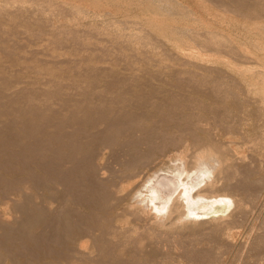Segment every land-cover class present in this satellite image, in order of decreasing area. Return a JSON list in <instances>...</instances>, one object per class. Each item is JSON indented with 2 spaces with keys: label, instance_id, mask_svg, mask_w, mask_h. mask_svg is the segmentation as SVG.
<instances>
[{
  "label": "rangeland",
  "instance_id": "1",
  "mask_svg": "<svg viewBox=\"0 0 264 264\" xmlns=\"http://www.w3.org/2000/svg\"><path fill=\"white\" fill-rule=\"evenodd\" d=\"M95 1L0 0V264L69 263L56 253L61 249L65 253L74 244H39L23 237L22 225L14 223L23 218V208L37 212L49 197L50 213L65 205L80 221L96 226L101 217L109 216L111 186L121 183L117 175L126 170L128 161L152 152L167 162L180 151L207 142L222 143L223 149L245 157L255 190H228L230 204L201 214L206 224L181 233L185 243L181 250L165 248L152 254L144 244L141 257L132 251L134 257L126 255L129 264L140 259H153V264H202L194 253L203 250L214 253V260L203 264H264V242L258 240L264 239V171L259 165L264 162V148L255 140L264 125L256 121L255 107L248 105L253 95L248 92L249 80L261 79L256 73L264 55V0H177L183 7L158 0L171 5L166 15L174 16L156 14L160 5L156 0ZM78 5L86 14H76L72 6ZM187 8L202 26L187 16ZM151 20L166 26L189 25L201 34L208 28L227 35L236 46L243 45L246 54L251 51L252 58L229 55L236 72L224 70V59L214 46L199 54L198 45L205 37L171 30L159 34L160 30L149 29ZM150 30L153 34L147 36ZM222 68L226 80L218 83L217 70ZM248 68L256 72H246ZM222 119L225 125L220 124ZM163 146L165 158L160 152ZM109 163L114 167L103 180L98 167ZM123 186L121 194L129 192L130 185ZM218 189L226 194L224 188ZM52 227L50 235L55 237ZM40 231L35 226L29 235ZM84 244L80 240L79 246ZM49 246L52 255L42 249Z\"/></svg>",
  "mask_w": 264,
  "mask_h": 264
},
{
  "label": "bare ground",
  "instance_id": "2",
  "mask_svg": "<svg viewBox=\"0 0 264 264\" xmlns=\"http://www.w3.org/2000/svg\"><path fill=\"white\" fill-rule=\"evenodd\" d=\"M39 1H41V0H39ZM156 1H158V0H156ZM164 1L167 2V0H164ZM168 1H172V2L174 1L177 6L183 7L181 5V2H179L177 0H168ZM108 2H111V1H108ZM158 2L160 3V1H158ZM168 3H166V4H168ZM100 5H101V2H100ZM62 6L64 7V5H62ZM170 6L160 3V5H158V8H156L157 9L156 14L163 15V16H174V15H166L167 13L169 14V12H171V10H172V9H170L171 8ZM72 7H73L72 9L75 12H77L76 13L77 15H78V13L86 14L85 8L84 7L82 8L81 5H78L77 7H74V6H72ZM187 9H188L187 10L188 12L185 10V12L188 14L187 16H190L194 13V11L192 9H190V8H187ZM192 20H194L195 25H199V26L203 25L202 22L200 21V23H201L200 24L197 21V18H195L193 15H192ZM140 23L143 24L142 22H138V21L136 22V24H138V25H140ZM163 23H164L163 21L156 23L155 21L151 20L148 22L149 27L152 26L149 29L154 28V29L160 30L159 34H161V33L166 34L167 31L169 32V30H171L170 32H172V33L173 32L174 33L183 32L184 34H186L188 36L191 35V36H195L197 38L205 37L204 40H202V39L200 40L201 45H198L200 47L199 54L201 53V51H203L202 49L210 48V46H214V51L215 52L217 51L216 53L222 56L221 59H224L223 65H222L224 70H230L232 72H236V68H237L236 65L233 62H230V60H228V58L231 57L232 54H234V57H242V58H248V59L252 58L251 57V54H252L251 51L249 53L250 55L246 54L244 52L246 49L242 50L243 45L239 44L241 47H239V45L236 46L235 45L236 42L233 39L226 37L227 35L224 36V35L218 34L217 32L212 31L208 28H205L204 34H201L197 31V29L192 28L189 25L185 28H182V27H175L173 25H167L166 26ZM141 28H142V26H141ZM143 31L144 30H142V32ZM151 34H153V33L150 30V33H148L147 36H149V35L151 36ZM159 34L157 36H159ZM141 37H143V36H141ZM256 40L257 39L255 38V41ZM252 41H253V39H252ZM189 42H191V41H189ZM197 42H195V44ZM243 43H244V41L242 42V44ZM255 43H257V42H255ZM145 44H146V41H145ZM227 44H230V45L227 46ZM163 46H165V45H163ZM148 47H150V45H148ZM155 47H152V48H155ZM211 52H212V50H211ZM208 53H210V52H208ZM203 54L201 53V55H203ZM229 55H231V56H229ZM261 57H262V55H261ZM176 58H177V56H176ZM209 59H211V58H209ZM262 59H263V62L261 63V66L258 65L259 67H261V69L259 71L257 70L258 72L256 73V75L260 76L261 79H258L256 81H250L248 79L250 82V84H249L250 87H248V92L253 94L249 99L248 105L255 107L254 115L256 116V119H257L256 121H258V122H260V124L262 123V125H264V55H263ZM209 62H207V63H209ZM255 63L256 62H254V64ZM223 68L220 70H217V74L220 76L218 83H224V81L226 80V79L222 78V75L224 76V74H225L224 72H222ZM250 69L254 73L256 72V71H254V69L253 70H252V68H250ZM211 70H213V69H211ZM248 70H249V68L246 70V72ZM215 72H216V70H215ZM241 76L246 77V75H243V74ZM226 78H227V81L230 79L228 77H226ZM245 79H243V80H245ZM202 80H204V79H202ZM205 81H206V79H205ZM202 82H203V84L206 83V82L204 83V81H202ZM208 82H209V80H208ZM212 82H214L213 79H212ZM216 83H217V81L215 82V85H216ZM222 88H225V87H222ZM218 89H219V87H218ZM225 90H227V89H225ZM218 91H220V90H218ZM231 91H233V90H231ZM231 91L229 93H231ZM222 93L224 96L226 95V94H224V92H222ZM225 97H227V96H225ZM227 98H230V97H227ZM220 124L225 125V121L222 119V121H220ZM256 124H257V122H256ZM156 135H154V136L156 137ZM255 140L258 142L260 141L261 147L264 148V130H262V133L257 134V138H255ZM171 141H172V139H171ZM178 141H177V145H178ZM258 142H256V143H258ZM210 143H212V142L204 143V145L201 144L202 146L201 147L199 146V148H195V147L188 148L185 150V152L180 151L179 153H177L174 156V158H171L167 162L164 161L163 159L158 160V158H156L157 157L156 154H154L152 152L144 154L143 156L135 157L131 161H128L126 164V170L124 172H121L120 175H117V177L121 179V183L118 184L117 182L115 183V181H114L112 186H111L112 187L111 199L109 201V206L107 205L108 207L111 208V211H109V216L104 217V218L101 217V221L96 226H94V225L92 226L89 222H87L85 220L80 221L77 218L76 211L74 209L65 207V205H63L60 209H57L53 213H50L49 207L47 206V201L49 200V197H48V200L46 198H44V200L42 199L43 201L40 205V209L37 212L30 211L29 209L27 210V209L23 208L24 209L23 210V218L22 219L16 218L14 223H16L20 226L22 225L23 237L29 238L32 241L38 240L39 244L40 243L49 244V242L54 243V241L57 242L59 244V246L63 244V241H67V243L69 244V247H70V244L71 245L74 244L75 246H71V249L69 251H67V252L65 251V253H64L63 250L61 249L60 251H58V253H56L60 259L69 261L68 264H86V263L87 264H129V260L132 257H134V255L132 257L130 256L131 251L136 253L135 255L139 254V256H140L139 251H141L144 248L143 247L141 249V245H144V244H145L144 246H146L147 251H149L150 253H152L154 250H158V249H161L164 251L165 248H167L166 250H170L171 252L172 251L177 252V251L181 250L180 246L181 247L185 246L184 241H182L180 239L182 232L184 233L186 231V229L193 228V226H196V225L200 226L202 224H206L205 222H207V221L202 218V217H205V216H203L204 214L207 215L213 208H215V209H217L218 207L223 208L225 206V204H230L231 199L227 195V194H229L228 190H230L231 188H234L241 193H247L250 191H254L256 188V185H254L252 183L253 180L249 176L250 172L248 175V169H247V166L245 165V163L248 160L246 161L245 157H239V156H237L236 152H234V151L228 152L227 149H223L222 143H220L218 145L215 144L216 146H214ZM194 146H196V145H194ZM165 151H166V148L164 146L160 148V152L164 156V158H165V156H167L166 155L167 152L165 153ZM121 162H123V161H121ZM104 164H106V163H104ZM259 165L262 168V170L264 171V162L260 163ZM113 167H114L113 163H109L107 165H103V166L98 167L99 168L97 170L98 176L103 179L104 177H106V172L110 171ZM233 171H235L237 173L236 176L233 175V173H234ZM239 175H240V179H237V177ZM233 178L236 179L235 183H233V181H232ZM123 184L130 185V190L127 193L121 194L122 190H124ZM39 185L44 186L45 185L44 181H43V183H39ZM216 187L220 188V189L224 188L226 190V194L222 193V191L219 189L216 190ZM103 214L105 215V213H103ZM201 214H203V215H201ZM227 216L229 219H231L233 215L232 216L227 215ZM96 218H97V216H96ZM218 218H220V217H218ZM50 220H52V222ZM216 222H218V221H216ZM35 226L41 227L40 233L37 236L29 235V232H31V230ZM52 226H55V228H54L55 237L54 236L51 237V235H50V233H51L50 230H52V228H53ZM216 228H217V225H216ZM216 228L213 227L212 229L214 230ZM220 229H221V227H220ZM208 230H210V229H208ZM184 235H185V233H184ZM197 236H199V235H197ZM260 236H262V235H260ZM213 239L215 240V236ZM226 239H227V237H226ZM80 240H83V242L85 244L82 246H79ZM144 240H147V242ZM258 240H259V242H264L263 238H260ZM143 241H144V243H143ZM214 243L217 244V242H213L212 244H214ZM182 244L184 246H182ZM192 246H194V245H192ZM196 246H198V245H196ZM244 246L246 248V245L243 244V247ZM50 247L51 246H49L48 248L42 247V249L44 250L46 255H50V254L52 255L53 254V251L51 250L52 248H50ZM238 247H239V245H238ZM255 247H257V246L255 245ZM186 248H187V246H186ZM216 249H217V246H216ZM221 249H223L222 246H221ZM247 249H248V247H247ZM170 251L167 254L171 253ZM183 251L184 250H182V253H185V251L184 252ZM187 251H190V250H187ZM187 251H186V255H187ZM197 251H199V250H197ZM200 251H202V250H200ZM204 251H207V252H204ZM229 251H228V253L233 252V251H230V252ZM239 251H241V250H239ZM212 252H213V250H212ZM244 252H246V251H244ZM246 253H248V252H246ZM8 254H10V253H8ZM191 254H193V253H191ZM194 254L196 257L198 256L197 259L202 261V264L203 263H209L210 261L214 260V258H213L214 253H211L208 250H203V252H201V253L199 252V254H197V253H194ZM239 254H240V252H239ZM126 255L130 256L129 260L127 259ZM131 255H132V253H131ZM242 255H243V253H242ZM129 256H128V258H129ZM255 256H257V255H255ZM174 257H175V255H174ZM249 257H247V258L249 259ZM155 258H154V261H157ZM162 258H164L163 255H162ZM184 258L186 259V257H184ZM169 259L171 260L170 257H169ZM192 259H193V257H192ZM239 259H240V257H239ZM140 260L137 261V264H153V263H155V262H153V259L151 260L153 263L150 261V259H149V261H145V262H142ZM142 260L144 261V259H142ZM216 260H219V258ZM241 260H242V257H241ZM161 261H163V260H161ZM225 261H226V258H225ZM227 261L229 262L228 259H227ZM74 262H76V263H74ZM157 263L160 264L159 261H157ZM161 263H163V262H161ZM58 264H62V262H59ZM168 264H170V263H168ZM216 264H217V262H216ZM219 264H220V262H219ZM225 264H227V262H225ZM255 264H257V263H255Z\"/></svg>",
  "mask_w": 264,
  "mask_h": 264
}]
</instances>
